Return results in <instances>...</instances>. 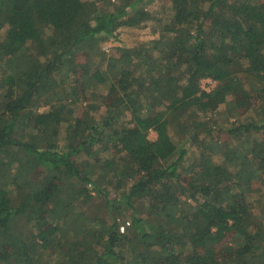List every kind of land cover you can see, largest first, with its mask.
<instances>
[{
	"label": "trees",
	"instance_id": "trees-1",
	"mask_svg": "<svg viewBox=\"0 0 264 264\" xmlns=\"http://www.w3.org/2000/svg\"><path fill=\"white\" fill-rule=\"evenodd\" d=\"M263 193L264 0H0V264H264Z\"/></svg>",
	"mask_w": 264,
	"mask_h": 264
},
{
	"label": "rangeland",
	"instance_id": "rangeland-1",
	"mask_svg": "<svg viewBox=\"0 0 264 264\" xmlns=\"http://www.w3.org/2000/svg\"><path fill=\"white\" fill-rule=\"evenodd\" d=\"M115 33H116L115 36L110 37L107 40L102 41V43H101V51H100L101 58L100 59L103 60L104 65L107 63V61L113 55L115 56L117 54V48H119V47H132V46L137 45L140 42L147 41L148 39H150L154 36L151 33V30L149 28H142V29L133 28V29H130V28H127L125 26L119 27ZM85 55H86L85 53H80L79 56L85 57ZM76 75H77V73H76ZM78 82H80V81H78ZM224 82H225V84H228L226 80ZM215 85H216V82L210 81L209 78L201 81V86L203 88H205L206 90H211L212 88L215 87ZM210 99H211L210 105H215L216 103L223 101L224 96H223V93L216 92V93L211 95ZM245 106H246V104H244V106L242 105V107L240 106V108H238L237 110L243 112L248 108V107L246 108ZM231 120H233V119H231ZM148 137L154 138L155 132H153V131L149 132ZM219 137L222 140H226V135L223 131L219 133ZM124 177H125L124 175L119 176V178L122 180H124ZM119 178L109 175V177H107L103 182H101L102 187L104 188V190L108 189L110 191L112 190V192H114V193H117L118 191H116L114 185L117 183L119 184V182H118ZM260 199H262L264 201V195H262L260 197ZM253 205H255L256 210L261 209L259 202H255ZM128 212H131V209H129Z\"/></svg>",
	"mask_w": 264,
	"mask_h": 264
}]
</instances>
